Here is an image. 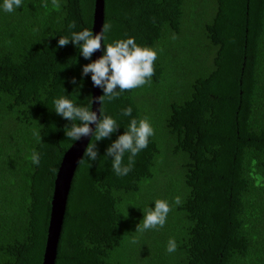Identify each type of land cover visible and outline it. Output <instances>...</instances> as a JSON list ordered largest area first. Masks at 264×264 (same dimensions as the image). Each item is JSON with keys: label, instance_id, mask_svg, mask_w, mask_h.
<instances>
[{"label": "trees", "instance_id": "1", "mask_svg": "<svg viewBox=\"0 0 264 264\" xmlns=\"http://www.w3.org/2000/svg\"><path fill=\"white\" fill-rule=\"evenodd\" d=\"M94 1L22 0L10 13L0 8V264H42L54 179L74 142L65 127L80 123L58 115L54 101L65 97L91 111L92 99L91 73L82 76L92 57L72 41L58 42L92 31ZM193 1L104 0L111 29L101 56L106 44L132 37L157 52L155 71L145 85L102 105L119 126L96 141L97 159L84 158L75 170L55 264H264V0ZM192 5L203 8L198 18ZM190 37L213 48L178 78L167 66L168 48L173 38H186L188 48ZM128 107L131 116L122 114ZM133 118H146L154 135L119 176L105 154ZM164 152L177 159V190L158 165ZM157 199L170 205L166 223L137 232ZM169 239L177 244L173 253Z\"/></svg>", "mask_w": 264, "mask_h": 264}, {"label": "clouds", "instance_id": "2", "mask_svg": "<svg viewBox=\"0 0 264 264\" xmlns=\"http://www.w3.org/2000/svg\"><path fill=\"white\" fill-rule=\"evenodd\" d=\"M55 2V0H54ZM22 5V0H3L2 8L5 12H12L16 7ZM75 22L69 25V28H75ZM111 29V25L105 23L102 30L93 35V32L84 29L79 32H72L71 39L61 37L58 47H63L72 41L82 52L86 59H90L94 52L100 50L102 41L107 39L106 33ZM157 59V52L148 47L138 45L134 38L120 39L113 43L106 44L104 54L97 60L83 66L82 76L91 73V80L94 86L103 89V95L96 98L101 107L99 118L96 111H90L87 107L76 106L70 99L60 97L54 101V111L66 120L79 121L73 123L71 127H65L66 136L73 141H79L82 137L92 135L95 142H90L85 151L81 162L84 158L96 160L98 152L96 141L109 138L112 133L117 131L118 124L111 116L105 115L102 105L118 98L120 92L132 90L148 83L154 74V61ZM73 84L76 78L73 77ZM119 89V91H117ZM125 116H131L132 108L128 107L122 110ZM95 124V130L90 125ZM33 135L39 141L42 139L39 132L34 131ZM154 135V129L150 122L144 118L137 121L133 118L127 127V130L116 139L106 151L105 156L113 157L112 170L119 176L127 175L134 164L135 156L148 146L149 137ZM128 152L129 163L123 164L124 154ZM31 160L34 164L40 163L37 153H33ZM55 170L53 169V172ZM174 203L179 205L181 198L175 197ZM145 215L143 220L137 226V232H144L149 229L163 227L166 223L168 213L171 211L170 205L166 200H155V207L143 210ZM131 243L135 244L133 238ZM177 244L174 239H169L167 252L176 251Z\"/></svg>", "mask_w": 264, "mask_h": 264}, {"label": "water", "instance_id": "3", "mask_svg": "<svg viewBox=\"0 0 264 264\" xmlns=\"http://www.w3.org/2000/svg\"><path fill=\"white\" fill-rule=\"evenodd\" d=\"M104 24V0L94 1V13L92 22L93 35L102 30ZM102 47L92 55V62L101 57ZM100 87L94 86L92 82L91 111H96L99 118L100 103L96 98L100 97ZM95 130V124L90 125ZM92 135L82 137L74 141L64 152L54 179L53 192L50 202V215L47 226L42 264H55L57 247L60 238L62 223L64 219L67 197L75 170L84 154V151Z\"/></svg>", "mask_w": 264, "mask_h": 264}, {"label": "rangeland", "instance_id": "4", "mask_svg": "<svg viewBox=\"0 0 264 264\" xmlns=\"http://www.w3.org/2000/svg\"><path fill=\"white\" fill-rule=\"evenodd\" d=\"M195 1L196 0H194L192 2V4ZM203 6L204 5L202 3V5L200 7H203ZM202 9L203 8H199V7L196 8V7H194V5H192V7H189V12L192 14V17L195 16V17L198 18L197 13L198 12L201 13L203 11ZM208 9H210V8H208ZM204 13H207V15H209L210 10L209 11L205 10ZM198 20H201V16H200V18ZM186 43H187L186 42V38H183V39H174L173 38V43L168 48L170 55H169V58H167L169 60L167 62V66L169 68H172V66H173V69H174V67H176L178 78L180 77V74H182V76H185L184 75V72L185 71L192 70V69H196V66L197 67H200V64L204 61L203 58L205 57L204 59H207L210 56V54H207L208 52L206 50L213 48L209 44L208 40L207 39H204V38H196V37H194L192 39L191 46H189L188 48L187 47H184ZM166 48L167 47H164L163 48V52L165 51ZM204 52H205V54H204ZM192 53H194V56H193ZM210 53H211V50H210ZM206 64H209V62H206ZM163 65H164V62H163ZM151 101L152 100H150V102ZM147 107H148V105H147ZM152 111L155 112L154 110H152ZM150 122H152V123L155 122L154 124L159 123L160 122L159 116L158 115H155L153 113L151 115V117H150ZM157 127L159 128V125H157ZM156 133H159V132L156 131ZM160 144L162 145V143H160ZM165 155H166L165 152H164V154H161V153L159 154L160 161L158 160V165H159V167L161 169H163V170H165L167 172L170 171L172 173V180H173L171 182L172 183V189L173 190H177V185H179V179L177 178V176L174 177V174H173V173L177 172V170H178L177 159H174L172 161V158H170L168 160L167 158H165ZM124 253H126V252H124Z\"/></svg>", "mask_w": 264, "mask_h": 264}]
</instances>
